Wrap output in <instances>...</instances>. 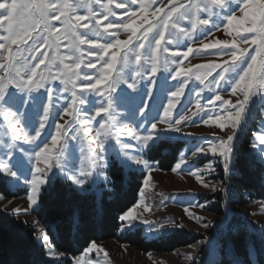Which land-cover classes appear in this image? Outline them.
<instances>
[{"label":"rangeland","instance_id":"374dc122","mask_svg":"<svg viewBox=\"0 0 264 264\" xmlns=\"http://www.w3.org/2000/svg\"><path fill=\"white\" fill-rule=\"evenodd\" d=\"M70 2L75 4L76 0H70ZM192 2H199V0H192ZM223 2H225L224 8L216 7L212 10L213 14L209 25H198L195 31H192L190 36H188L180 32V28L188 30V21L185 19L175 29L177 40L167 45L161 42L160 49L167 47L168 51L156 50L154 52L153 55L158 58V67L167 59L169 61H177L179 66L183 67L188 73L176 79H173L172 76H174L176 70H179L177 63L171 64V68L168 71L158 70L155 76H151L150 69L147 68L142 73V78L134 76V68L141 66L151 67V64L148 63V47L149 41H151L157 31L156 27H153V30L148 32L144 38V48L137 49L140 53L139 65L135 63L133 49L140 42L141 35L150 24L153 26L158 25L165 18V12L179 5H186L189 0H136L135 4H132L131 0H129V3L121 8L116 7L119 0H111V3H109V0H98V3H93V11L98 13L95 19L100 24V36L91 37L92 42L103 44L106 40L114 42L119 39L125 46L119 49H107L103 52H101L100 48L93 47L92 44L81 46L84 55L83 63L78 71L81 74L85 71L96 73L100 78L108 74L109 80L100 85L104 88H107L117 74L123 71L126 82L121 83L116 91L112 93L114 104L120 113V121L129 127H135L140 130L141 136L154 132L155 138L149 141L148 146L145 148L130 135L122 133L120 134V139L129 145L126 149H121L120 145L116 144L114 140H108L105 143L103 154L106 166L98 169L81 188L73 182L70 176L75 175L81 167H87V161L84 159L86 145L88 140L95 136L99 123H103V114L95 116L94 121L90 125H84L85 129H91L87 139L82 134L80 137L73 139L71 132L68 133L67 137L60 136V143L56 148L57 152L61 148L64 149L60 166L49 168L46 162L41 161L39 167L47 172V182L40 186L38 205L33 206L28 199L31 195L30 180L33 176L40 175L35 173L34 154L44 146L51 147V139L55 138L56 127L59 126L61 132H63V129L72 123L75 118L73 113L77 109L80 110V119L93 116L95 111L104 106L103 98L90 91L92 81L88 80L76 81L78 85L76 91L85 100L84 105H80L78 102L76 105L70 103L72 99L71 91H63L65 85L61 83L60 79L45 80V88L30 93L10 86L7 91L8 96L12 97V107L23 115L22 125L25 128L18 126L21 133L27 131L31 137L40 129L44 109L48 107L50 102L49 89L51 90V108L49 109L48 121L40 136L34 142L25 141L21 135L15 141L17 144L14 148L0 147V160H4L5 164L16 173V176H9L6 173L4 174L3 171H0V174L10 190L16 193L22 192L16 198L3 199L0 202V210L15 215L17 218L29 223L36 230L38 237L40 236L39 230L43 227L36 219L34 212L39 208L42 191L50 185L54 178L59 177L69 181L81 192H94L96 195H100L101 189L99 185L107 182L110 166L117 163L125 169L144 171L146 173L145 186L142 190L143 195H140L139 202L131 209H134L135 219L127 222L122 221L123 228L121 227L120 235H125L141 228L143 236L150 241L172 231L185 229L191 233L203 235L205 239L203 243L180 249L172 254L143 253L133 247L117 244L113 241L98 242L95 243L97 246L95 249L90 252L85 249L79 256L72 258V264H76L77 260H80L82 264H190L200 251L206 253L212 251L216 255L218 251L217 235L232 214L243 217L248 225L257 228L264 227L263 203L249 204L237 208L227 204V170L225 169L223 158L218 154L212 155L207 151L208 144L214 142V139L226 140L229 135H233L235 132L233 149L237 136L250 123L252 118L257 121L258 132L255 135L254 144L255 142L258 143L259 136L264 135V90L250 98L239 127L234 129L229 124L222 129L218 124L200 123L205 117L213 120L218 119V112L226 116L228 110L231 109V105L238 104L243 99L240 93L233 95L231 88L242 70L245 69L248 63L247 56L252 55L255 50L254 45L241 40L243 36H256L255 33L242 31V28L250 27L251 25L234 26L231 34L224 30L227 27L226 18L228 16L237 14L238 19H243V13L239 12L243 0H223ZM261 2H264V0H261ZM142 3L145 5L144 12L141 11ZM105 4H108L112 12L115 13V15L108 16L107 19L104 18L105 12L102 7ZM158 6H162L163 10L159 11L158 15H155L154 13L157 11ZM133 11L137 13L133 18L137 25L135 36L130 31H126L116 25L111 28L108 27L109 20H115L117 24L122 21L131 23L129 15ZM77 14L87 17V19L79 22L81 25L92 21V17L87 16V9L85 8L78 9ZM200 15L205 17L207 13L201 12ZM175 18L173 16V20ZM52 23L55 26L62 27L60 21L53 20ZM168 23L171 25L172 21H168ZM218 27L221 28L216 30ZM104 29H107V32ZM78 31L84 34L88 33L90 29L81 26ZM169 31H172V29L169 28ZM109 33H117V35L111 36ZM167 39L168 34L165 32V41ZM129 40H131L130 43H128ZM217 41L220 42L217 47L208 49L203 47L205 43L216 44ZM30 43L31 41H29ZM178 43L179 47H177ZM66 44V40L60 41L61 54H67ZM225 44H236L237 47L224 48ZM10 47L14 50L17 45H11ZM22 47L27 46L24 45ZM187 47L192 48V52L189 53L187 58L173 57L171 55L173 50L185 51ZM0 51L4 50L0 49ZM41 51H48L49 56L55 54V49H41ZM232 52L237 54L238 59L235 61H233ZM241 52H244L243 56H240ZM126 53L129 60L127 66L123 64V58ZM114 54L116 55V62L114 67L109 70L104 61L109 60ZM101 56L103 59H101ZM88 61L95 62V67L88 66L85 68V64ZM65 62L73 63L72 60H66ZM8 63L9 59L7 58L0 60V64ZM14 64L16 68L21 70V78L26 79L30 75L24 70L23 56L17 59ZM47 64L48 61L46 60L45 64L35 69L37 75L32 78L33 82L41 76L47 77L49 75L46 68ZM208 65H217V67L208 72L206 67ZM62 67L57 61L56 64L52 65L51 73L53 75L59 74ZM224 69H228V71L225 72ZM9 71L8 69L0 68V74L5 77ZM197 75L205 77L203 82L196 79ZM220 75L224 76V80H219ZM134 79L139 80V83L135 85V88H129L128 83ZM181 85L184 91L179 97H174L172 94ZM80 86L85 87L81 88ZM67 87L71 89V84H68ZM105 95L107 96L108 93L106 92ZM216 95H220L221 99L219 101L215 99ZM224 101H231V104H224ZM169 102L174 103L175 107L171 110V117L164 118L163 112ZM181 117H183L181 122L176 125L179 130H171L168 124L163 122L165 119H179ZM160 120L161 122L158 123ZM154 123L158 124L156 129L153 130L151 126ZM5 139L7 138L5 137ZM162 140H184L187 142V148L181 154L177 163L179 167L175 166L171 172L160 171L155 165L145 160V154ZM83 146H85L84 150H82ZM203 147L204 151H198ZM253 151L264 162V147H253ZM137 158L144 159L152 169L149 171L143 165L136 164L135 159ZM209 164L212 165L214 170L208 169L207 166ZM214 195L218 196V198L211 199L210 197ZM218 203L223 205L224 217L210 210ZM196 205H202V207H197ZM128 224L132 226L128 227ZM37 241L45 247L41 239L37 238ZM45 250L47 259L50 261H61L65 258H71L68 255L57 252L51 240ZM49 250H51L53 255H49ZM216 262L217 259L212 264H216Z\"/></svg>","mask_w":264,"mask_h":264},{"label":"snow or ice","instance_id":"6c2138e0","mask_svg":"<svg viewBox=\"0 0 264 264\" xmlns=\"http://www.w3.org/2000/svg\"><path fill=\"white\" fill-rule=\"evenodd\" d=\"M93 3H98V0H76L75 4L71 3L70 0H0V10H2L0 11V41H3L0 42V49L4 50L0 51V60L6 58L9 59V63L0 64V68L10 70L6 77L3 74H0V147H7L9 149L14 148L17 144L15 141H17L21 135L25 141L34 142L43 131V128L48 121L49 109L51 108V90L49 89L50 102L48 107L44 109L40 129L35 135H32L31 137L28 135L27 131H23L21 133V131L18 129V126L24 127L22 125L23 115L20 111L12 107V97L8 96L7 91L10 86L30 93L32 91L45 88V80L60 79L61 83L65 85L63 91H71L72 99L70 103L72 105H76L78 102L80 105H84L85 100L82 98V95L78 94L76 91L78 87L76 81L88 80L92 81L90 85V91L103 98L104 104L103 107L94 112L93 116H88L83 119L79 118L80 110L77 109L73 113L75 118L73 119L72 123L68 124L67 127L63 129V132H61L59 126L56 127L55 138L51 139V147L44 146L34 154L35 173L40 175L33 176V178L30 180L31 195L28 197V199L33 206L38 205L40 186L47 182V172L45 169L39 167L41 161L46 162L49 168L60 166L61 157L64 151L63 148H61L58 152L56 151L57 145L60 143V136L63 135L67 137L68 133L71 132L73 139L80 137L81 134L87 139L91 129H85L84 125H90L94 121L95 116H101V114H103V123H99V127L96 130L95 136L89 139L86 145V155L84 159L87 161V167H81L75 175L70 176L73 182L81 188L88 182V180L98 169L106 166V162L103 159V154L105 143L108 140L112 139L116 144L120 145L121 149H126L129 147V145L120 139V134L122 133L130 135L133 139L139 141L142 147L145 148L148 146V142L155 138L154 132H150L141 136L140 130L135 127H129L127 124H123L120 121V113L116 109L112 93L116 91L117 87L121 83L126 82L123 71L117 74V76L111 81L107 88L101 87L100 85L109 80L108 74H105L102 78H100L96 73L85 71L83 74H81L78 71L81 68V64L83 63L84 55L81 50V46L85 44H92L93 47L100 48L101 52L107 49H119L125 46V44L119 39H116L114 42L106 40L103 44L92 42L91 37L100 36V24L99 21H96L95 19L98 13L93 11ZM109 3H111V0H109ZM128 3L129 0H119V3L116 4V7L121 8ZM131 3L135 4L136 0H131ZM102 7L105 12V19H107V17L110 15H115V13L109 8L108 4H105ZM216 7L224 8L225 2H223V0H199V2L194 3L192 0H189V3L186 5H179L174 9H169L168 12H165V18L161 20L158 25L153 26L150 24L149 27L144 30L140 37V42L133 49V52L135 63L139 65L140 53L137 51V49L144 48V38L147 36L148 32L153 30V27H156L157 31L155 32V35L152 37L151 41H149L148 47V63L151 64V67L148 68L141 66L134 68V76L142 78V73L145 72L146 68L150 69L151 76H155L158 70L168 71L171 68V64L173 63H177L179 68V70L174 72V76H172L173 79L187 75L188 73L183 67L179 66L177 61H169L165 59L164 62L158 67V58L153 54L156 50H161L162 52L168 51L167 47L160 49L161 42H164L167 45L171 44L174 40H177V32L175 29L181 21L185 19L188 21L187 31L185 28H180V32L188 36H190L192 31H195L198 25H209L210 18L213 14L212 10ZM80 8L87 9V16L92 17V21H90L88 24L81 25L79 23L80 21L87 19L86 16L77 14L78 9ZM144 10L145 5L142 3L141 11L144 12ZM162 10V6H158L157 11L154 14L158 15L159 11ZM201 12H206L207 15L202 17L200 15ZM239 12L243 13V19H238L237 14L228 16L226 18L227 27L224 30L231 34L234 26L249 24L251 26L242 28V31L256 34L255 37H241L242 42H247L255 46L254 53L247 56L248 63L245 69L242 70L237 81L234 83V86L231 88V93L233 95L240 93L243 96V99L240 100L238 104H232L231 109L228 110L226 116L218 112V119L213 120L205 117L200 122L218 124L222 129L229 124L234 129L239 127L246 112V107L249 104L250 98L259 94L261 90H264V2H261V0H243L242 6L239 8ZM136 15V12H130L129 20L132 21L131 23L122 21L117 24L115 20H109L108 27L111 28L113 25H116L117 27H121L126 31H130L132 35L135 36L137 25L135 24L133 18ZM173 16L176 17L174 20ZM61 17H63V19H61ZM53 20L60 21L62 27L53 25ZM168 21H172L171 25L168 23ZM41 25L43 26L41 27ZM81 26L90 29V31L84 34L80 33L78 29ZM169 28H171L172 31H169ZM220 28L221 27H218L216 30ZM104 31L107 32V29H104ZM165 32L168 34L167 41H165ZM33 33H35V35H33ZM109 35L116 36L117 33H109ZM62 40L67 41V44L65 45V47L68 49L67 54L60 53V41ZM29 41H31L30 44ZM130 42L131 40H129L128 43ZM219 44V41H217L216 44L205 43L203 44V47L208 49L217 47ZM11 45H17V47L13 50L10 47ZM24 45L27 47H22ZM177 47H179V43L177 44ZM223 47L236 48L237 45L225 44ZM41 49H55V54L49 56L48 51H41ZM191 52L192 48L187 47V50L185 51L173 50L171 55L173 57L187 58ZM231 55L233 61L238 59L235 52H232ZM243 55L244 52H241L240 56ZM21 56H23L25 72L30 73L26 79L21 78V70L16 68L14 64V62ZM101 59H103L102 56ZM46 60L48 61L46 68L49 72V75L47 77L41 76L40 78L36 79L35 82H33L32 78L36 77L37 75L35 69L39 68L40 65L45 64ZM66 60H72L73 63H66ZM57 61H59L63 67L59 74L53 75L51 73V67L52 65L56 64ZM115 62L116 55L114 54L109 58V60H105L104 64H106L108 69L111 70L114 67ZM128 63L129 60L126 53L123 58V64L127 66ZM88 66L94 68L95 62L88 61V63L85 64V68ZM206 67L208 72H210L212 69L217 67V65H208ZM189 71L191 70L189 69ZM224 71L227 72L228 69H224ZM204 78L205 77L200 75L196 76V79L200 80L201 82H203ZM219 80H224V76L220 75ZM137 83H139V80L134 79L132 82L128 83V87L135 88ZM68 84H71V89L67 87ZM182 85L177 91H175V93L172 94L174 97H179L184 91ZM80 87L84 88L85 86ZM106 92L108 93L107 96L105 95ZM215 99L219 101L221 99L220 95H216ZM223 103L231 104V101H224ZM174 107L175 104L169 102L167 104V108L163 112V117H171V110ZM197 107H199V105H197ZM182 118L183 117L179 119H165L163 122L167 123L169 128L175 131L179 130L176 125L181 122ZM161 120L158 123H160ZM158 123H154L151 128L153 130L156 129ZM73 129L75 130L73 131ZM234 136L235 132L233 135H229L226 140L214 139V142H210L208 144L209 147L207 151L212 155L218 154L220 157H222L226 170L232 155ZM5 137L7 139H5ZM93 142H95L94 146ZM253 147H264V135L259 136L258 143L255 142ZM84 149L85 146H83L82 150ZM198 151H204V147ZM135 163L138 165H143L145 168L149 169V171L152 169V167L144 159L137 158L135 159ZM176 167H179V164H177ZM207 167L209 170H214L211 164H209ZM0 171H3L4 174L6 173L9 176H16V173L5 164L4 160H0ZM144 186L145 182L142 183L141 188ZM142 195L143 193L141 192V196ZM196 206L202 207V205ZM133 219H135L134 209L129 210L120 216V220L124 222L131 221ZM131 226V224H128V227ZM205 227H207V225H205ZM39 231L40 236L37 238L41 239L44 242L45 247H47L50 243L49 235L44 232L43 228ZM201 243H203V241ZM96 247V244L93 242L87 248V251L90 252ZM48 253L49 255H53L51 250H49ZM76 264H82V262L77 260Z\"/></svg>","mask_w":264,"mask_h":264},{"label":"trees","instance_id":"16d2710c","mask_svg":"<svg viewBox=\"0 0 264 264\" xmlns=\"http://www.w3.org/2000/svg\"><path fill=\"white\" fill-rule=\"evenodd\" d=\"M257 132V121L252 118L237 136L233 147L226 185L227 204L235 208L264 204V162L253 151ZM186 148L184 140H162L145 154V160L160 171L171 172ZM145 180L144 171L125 169L117 163L110 166L107 182L99 185L100 195L81 192L69 181L54 178L42 191L39 208L34 214L55 250L71 258L48 260L45 247L37 241L36 230L24 220L0 210V264H72V258L79 256L93 242L113 241L143 253L164 254L200 244L205 237L185 229L150 241L143 236L141 228L120 235L123 225L120 216L137 205ZM21 193L10 190L0 174V202ZM222 208L223 205L218 203L210 210L224 217ZM216 242V255L212 251H200L190 264H212L215 259L216 264H264V227L248 225L243 217L232 214Z\"/></svg>","mask_w":264,"mask_h":264}]
</instances>
